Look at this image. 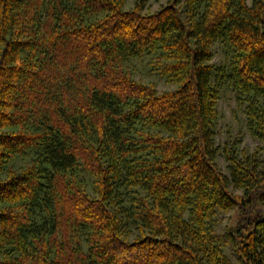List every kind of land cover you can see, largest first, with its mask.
Instances as JSON below:
<instances>
[{
	"label": "trees",
	"instance_id": "obj_1",
	"mask_svg": "<svg viewBox=\"0 0 264 264\" xmlns=\"http://www.w3.org/2000/svg\"><path fill=\"white\" fill-rule=\"evenodd\" d=\"M134 1L0 0V264H264V0Z\"/></svg>",
	"mask_w": 264,
	"mask_h": 264
},
{
	"label": "rangeland",
	"instance_id": "obj_2",
	"mask_svg": "<svg viewBox=\"0 0 264 264\" xmlns=\"http://www.w3.org/2000/svg\"><path fill=\"white\" fill-rule=\"evenodd\" d=\"M250 6L252 0H246ZM134 0H127L125 9H130L134 5ZM166 4V0H147L145 11L154 12L162 5ZM213 62L218 64L222 59L221 48L216 46ZM132 70L133 78L146 84H153L158 92H164L174 89V86L166 81L165 78L159 75L155 68L156 65L150 64L149 58H140L133 60L129 65ZM217 110L219 119L216 126V143L222 148L235 143V150L241 153L239 155L255 156L262 162L264 169V142L252 137L246 127L245 117L242 110L236 103L235 95L232 91L226 89L221 93V98L218 101ZM245 153V154H242ZM218 164L221 169H226V162L222 156L218 158ZM241 191H237L239 193ZM264 212V204L262 205ZM235 211L225 214H220L217 219V232L222 233L226 226L234 221ZM233 264H238L234 258H231Z\"/></svg>",
	"mask_w": 264,
	"mask_h": 264
}]
</instances>
